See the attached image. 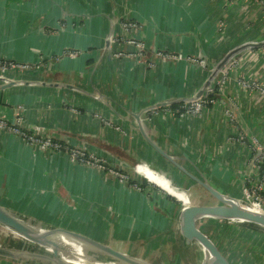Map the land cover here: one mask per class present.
Masks as SVG:
<instances>
[{
  "label": "crops",
  "instance_id": "crops-1",
  "mask_svg": "<svg viewBox=\"0 0 264 264\" xmlns=\"http://www.w3.org/2000/svg\"><path fill=\"white\" fill-rule=\"evenodd\" d=\"M126 21L136 26L126 31ZM127 36L146 49L132 54ZM261 40L264 0H0V58L30 66L0 76V203L158 264L189 255L196 263L182 242L179 200L155 183L202 187L147 143L135 115L193 96L230 50ZM254 80L264 83V46L230 59L198 114L186 102L162 106L145 114L146 130L225 192L259 185L252 140L264 143V94L244 85ZM46 139L63 147L44 148ZM70 148L104 168L72 160Z\"/></svg>",
  "mask_w": 264,
  "mask_h": 264
},
{
  "label": "water",
  "instance_id": "water-1",
  "mask_svg": "<svg viewBox=\"0 0 264 264\" xmlns=\"http://www.w3.org/2000/svg\"><path fill=\"white\" fill-rule=\"evenodd\" d=\"M112 35L108 37V53L111 58ZM264 46V40L248 42L230 50L221 61L212 66L203 86L189 97L154 103L137 112L138 127L147 143L162 157L180 168L207 193L217 199L214 204H188L181 207L178 215L179 230L183 245L188 247L198 244L203 251L200 264H234L211 233L203 226L204 219L213 218L240 225H245L264 233V209L256 208L242 198L217 188L204 175L198 176L184 168L178 159L163 149L148 134L144 122L145 114L153 109L176 103L194 102L201 99L213 87L214 80L230 59L248 48ZM6 84L13 82L4 79ZM213 95L214 92L211 91ZM0 225L20 237L24 243L13 242L0 244V258L24 264H86L80 262L82 257L89 264H158L141 256L115 248L113 245L87 235L78 230L53 225L32 218L0 203ZM75 246L81 248L82 257L76 255ZM96 262V263H94Z\"/></svg>",
  "mask_w": 264,
  "mask_h": 264
},
{
  "label": "rangeland",
  "instance_id": "rangeland-1",
  "mask_svg": "<svg viewBox=\"0 0 264 264\" xmlns=\"http://www.w3.org/2000/svg\"><path fill=\"white\" fill-rule=\"evenodd\" d=\"M254 81L257 83L258 87L261 86V88L264 89V83L258 80H254ZM258 91H261V90H258ZM252 142L256 143L258 147V151H259V157H260V154L262 155V151L264 153V143L259 141L258 137H254ZM256 157H258V155ZM229 175L227 179L230 178ZM221 176L224 179H226L225 175L224 176L221 175ZM143 177H145L147 181L149 180L144 174H143ZM262 181L263 182L260 183L259 185L251 184V187L247 186L248 185L247 182L246 183L244 182L243 187H242L243 189L241 190V192L233 191L234 195L238 194V197L246 201L247 199L252 200L253 196L249 195L248 190H251L252 188H255V189L258 188L260 190H264V179ZM214 185L224 192L227 190V188L225 189L224 186H221L218 184H214ZM162 186L164 187V185ZM164 188H166L170 193L174 194L175 196L179 198L178 202L181 207L184 205H188V204H214L217 202V199L213 197L212 195H210L209 193H207L203 188L183 189L182 187H178V189L187 193L186 195L182 192L172 189L169 185L165 186ZM232 190H235V189H232ZM170 193L168 195H170L171 198L174 201H176L177 198ZM181 197L183 198L189 197L190 202L188 204H185L184 200ZM261 199H262L261 203L264 205V197H262ZM186 202H188V200ZM201 223L205 225L204 221H202ZM208 223H213V225L209 224L208 228L211 229V232L214 234L215 238L217 237L219 244L222 246L223 250L226 253H228L229 257L232 259L234 264H264V235H262L261 233L253 232L251 230H246V228L243 229V226L240 228L239 226H237L236 223H233V222L214 223V222L208 221ZM0 229H1L0 230V244H5V243L10 244L13 242L24 243L20 237L13 234L7 228L0 225ZM218 231H221V233ZM114 246L117 247V245H114ZM172 249L173 250L170 255H173L174 257L178 253L180 249V245L179 247L174 246ZM193 249L195 250V253H196L195 256L197 255L196 263H194L193 259L190 260V257L192 256L189 255L188 257L182 256L181 257L182 259H178L175 262V264H197V262H199L198 264H200L203 259V251L200 248V246L196 243L193 244ZM189 260H190V263H189ZM4 264H16V263L14 262L6 263L5 262Z\"/></svg>",
  "mask_w": 264,
  "mask_h": 264
},
{
  "label": "built area",
  "instance_id": "built-area-1",
  "mask_svg": "<svg viewBox=\"0 0 264 264\" xmlns=\"http://www.w3.org/2000/svg\"><path fill=\"white\" fill-rule=\"evenodd\" d=\"M260 1V0H259ZM263 2V1H262ZM136 26V23H134L133 21H126L123 23V27L126 31H129L130 28H134ZM125 40L127 42H129L130 44H132L134 46V49L136 51V53H132V54H137L139 52H143L145 49H146V45L145 43L140 40V39H137L135 38L134 36L130 37V36H127L125 38ZM157 55L159 57H162L163 59H167V58H176L175 55H172L170 53H166L164 54L163 52H157ZM202 62V61H201ZM30 67L28 64H25V63H18V62H14L12 60H7V59H2L0 58V76H4V74L9 71V70H12V69H26ZM218 83L221 84V85H224L225 83V79L224 78H220L218 80ZM244 85L250 89H255V90H261L260 92L262 94H264V89L260 87H258L257 83L255 81H244ZM211 92V91H209ZM207 94V93H206ZM212 99H207L206 96L204 95L201 99L197 100V101H194V102H186L188 104H184V109L187 111V112H191V113H194V114H198V111L199 109H201L203 107V105H206V103H208L209 101H211ZM3 126V122L0 121V127ZM18 132L24 134V132L18 130ZM32 138V137H31ZM32 140H35L32 138ZM41 144H42V147H56V148H62L63 145L61 143H58V142H53L51 140H48L46 139L45 141H42L41 140ZM254 149L255 151L257 152V155L259 157V151H258V147L256 145V143H254ZM69 155L71 157L72 160H79V161H82V162H88V163H91V164H98L99 167L101 168H104L103 164L101 163V159L99 157H97L96 155L94 154H87L85 151H83L82 149H78V148H70L69 149ZM264 153L262 151V155L260 154V157H256L259 160H264V157H263ZM143 166V165H139L138 166V169L140 171V167ZM141 172V171H140ZM142 174H144L143 172H141ZM145 175V174H144ZM249 191V195L250 196H253V199L252 200H249L247 199V202L250 203L251 205H253L254 207L256 208H260V209H264V205L261 203L262 201V196L261 193L259 192V189H255V188H252L251 190H248ZM246 201V200H245Z\"/></svg>",
  "mask_w": 264,
  "mask_h": 264
},
{
  "label": "trees",
  "instance_id": "trees-1",
  "mask_svg": "<svg viewBox=\"0 0 264 264\" xmlns=\"http://www.w3.org/2000/svg\"><path fill=\"white\" fill-rule=\"evenodd\" d=\"M260 1H263V0H260ZM214 92H215V95H214V96H216L217 88H216V90H215ZM206 98H207V99H212L213 97L211 96V94H208V95L206 96ZM258 166H259V168H260V171H259L260 174H261L262 176H264V160H259V161H258ZM132 183H134V181H132ZM247 183H248L247 186L251 187V183H249V182H247ZM259 192H260L262 195H264V190H260V189H259ZM203 221L205 222V225L202 224L203 228H204L207 232L211 233L213 236H214V234L211 232V229L208 228L209 224H212V225H213V223H208V221H210V222H214V223H216V222H219V223H220V222H227V223H229L228 221H224V220H216V219H213V218L204 219ZM237 226H239L240 228L243 226V229L246 228V230H251V231H253V232L261 233L262 235H264L263 232L258 231V230L253 229V228H250V227H248V226L240 225V224H237ZM218 232L221 233V231H218ZM214 237H215V236H214ZM216 239H217V237H216ZM227 254H228V253H227Z\"/></svg>",
  "mask_w": 264,
  "mask_h": 264
},
{
  "label": "bare ground",
  "instance_id": "bare-ground-1",
  "mask_svg": "<svg viewBox=\"0 0 264 264\" xmlns=\"http://www.w3.org/2000/svg\"><path fill=\"white\" fill-rule=\"evenodd\" d=\"M151 181V180H150ZM165 181H167V180H165ZM153 182V181H152ZM153 183H155V182H153ZM155 184H157L158 186H160V187H162L163 189H165L167 192H169L166 188H164L163 186H161L160 184H158V183H155ZM168 184H169V186L172 188V189H175L176 191H179V192H182V193H184L185 195L187 194V193H185L184 191H182V190H180V189H178V188H176V187H174L170 182H168ZM170 193V192H169ZM170 194H172V193H170ZM173 196H175L174 194H172ZM177 199H179L177 196H175ZM183 200H184V202H185V204H188L189 202H190V198L189 197H186V198H183V197H181ZM188 200V202H186V201ZM1 230V229H0ZM74 248H75V251L77 252L76 253V255L78 256V257H82L81 255H82V251H81V248L80 247H78V246H75L74 245ZM80 262H83V263H86V264H89V262H88V260L86 259V258H84V257H82L81 259H80ZM94 263H96V262H94Z\"/></svg>",
  "mask_w": 264,
  "mask_h": 264
}]
</instances>
